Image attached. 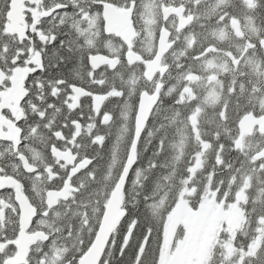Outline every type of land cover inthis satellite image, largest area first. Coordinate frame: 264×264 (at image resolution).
Listing matches in <instances>:
<instances>
[{
    "label": "snow or ice",
    "instance_id": "6c2138e0",
    "mask_svg": "<svg viewBox=\"0 0 264 264\" xmlns=\"http://www.w3.org/2000/svg\"><path fill=\"white\" fill-rule=\"evenodd\" d=\"M17 68L0 264H264V0H0V93ZM203 190L238 222L174 221Z\"/></svg>",
    "mask_w": 264,
    "mask_h": 264
},
{
    "label": "flooded vegetation",
    "instance_id": "af4514ba",
    "mask_svg": "<svg viewBox=\"0 0 264 264\" xmlns=\"http://www.w3.org/2000/svg\"><path fill=\"white\" fill-rule=\"evenodd\" d=\"M24 17V16H23ZM17 19V18H16ZM12 23L10 22L9 24V31H18L21 34L24 31V18H19L18 24L15 26L17 27L16 29L11 28ZM30 70L27 68H17L12 75V81L13 84L16 85V89H14L13 84L12 87L9 89H6L3 93H0V103H3L5 105H11L13 110L19 112V109L17 107L18 102L21 99V94H24V81H25V76ZM11 89H14V93L9 95L8 93L10 92ZM4 122V121H0ZM10 131H13L10 129ZM194 191L189 192L191 195ZM207 191L204 192V195L201 197V211L198 215L191 216L193 217L192 221H197V227H198V233L201 236H207L208 234L211 233V231L214 228L219 227V222L220 220H228L230 224H234L236 219L239 218L238 214L236 212H224L220 209L218 205L215 204L213 199H210L208 197ZM183 202L185 205H187L189 210V213L191 211L190 207L188 206L187 203ZM192 202L196 203L197 198L195 196H192ZM177 209V208H176ZM175 211V209L173 210ZM175 213V212H173ZM180 220L178 219L176 222H179ZM205 221L209 222L208 224H205ZM189 256L196 255V247L194 246L191 251L189 250L188 252Z\"/></svg>",
    "mask_w": 264,
    "mask_h": 264
},
{
    "label": "rangeland",
    "instance_id": "374dc122",
    "mask_svg": "<svg viewBox=\"0 0 264 264\" xmlns=\"http://www.w3.org/2000/svg\"><path fill=\"white\" fill-rule=\"evenodd\" d=\"M245 27L248 28L249 25L246 24ZM184 191H186L188 193L190 192L189 189H184ZM187 209H188L187 205H185L183 202H180L179 205H178V207H177V209H175V211H173L175 213H173L172 219L174 221H177L178 219L179 220H192L193 217H191L189 215V210H187ZM238 220H239V218L236 219V221L234 222V224H236L238 222ZM195 222L198 223L197 221H195ZM208 223L209 222L205 221V224L204 225H206ZM196 254H197V252H196Z\"/></svg>",
    "mask_w": 264,
    "mask_h": 264
},
{
    "label": "water",
    "instance_id": "95a60500",
    "mask_svg": "<svg viewBox=\"0 0 264 264\" xmlns=\"http://www.w3.org/2000/svg\"><path fill=\"white\" fill-rule=\"evenodd\" d=\"M19 18H24V17H23V13L21 11V5L18 3L17 6L14 8L13 14H12V17H11V23H12L11 28L12 29H16L17 28L15 26L18 24ZM13 87H14V89H16V85L13 84ZM14 89H11L8 94L9 95L13 94L14 93ZM22 96H23V93L21 94V97Z\"/></svg>",
    "mask_w": 264,
    "mask_h": 264
},
{
    "label": "trees",
    "instance_id": "16d2710c",
    "mask_svg": "<svg viewBox=\"0 0 264 264\" xmlns=\"http://www.w3.org/2000/svg\"><path fill=\"white\" fill-rule=\"evenodd\" d=\"M185 189H189L190 192L195 191L194 189L191 188H185ZM204 192H206V190H203Z\"/></svg>",
    "mask_w": 264,
    "mask_h": 264
}]
</instances>
